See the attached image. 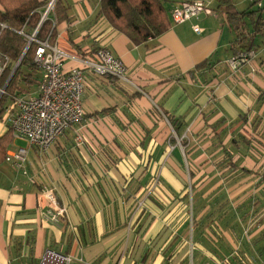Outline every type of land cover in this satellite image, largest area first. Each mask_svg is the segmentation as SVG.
I'll list each match as a JSON object with an SVG mask.
<instances>
[{
	"label": "crops",
	"instance_id": "1",
	"mask_svg": "<svg viewBox=\"0 0 264 264\" xmlns=\"http://www.w3.org/2000/svg\"><path fill=\"white\" fill-rule=\"evenodd\" d=\"M41 1L44 15L51 0ZM58 1L52 42L68 55L64 71L85 72V118L46 150L29 147L26 174L0 164V264H38L49 248L82 264H182L167 256L176 245L177 252L188 248L177 242L180 200L188 187L207 188L215 157H240L233 169L247 174L235 185L237 199L259 190L264 206V39L257 57L235 73L228 65L235 37L225 39L226 28L233 30L215 0L213 14L179 25L170 9L185 0H168L171 28L139 45L101 13V0ZM100 48L125 63L141 90L89 70L83 60L95 61ZM203 61L209 67L197 68ZM2 123L0 136H13L7 153L28 146ZM252 129L263 142L262 160L244 154L237 141L251 138ZM49 190L66 209L58 221L48 215L58 210Z\"/></svg>",
	"mask_w": 264,
	"mask_h": 264
},
{
	"label": "built area",
	"instance_id": "2",
	"mask_svg": "<svg viewBox=\"0 0 264 264\" xmlns=\"http://www.w3.org/2000/svg\"><path fill=\"white\" fill-rule=\"evenodd\" d=\"M54 0L48 4L43 18L54 9ZM261 5V1L259 2ZM201 13L213 14L209 2L205 0L183 1L170 9V15L174 24L179 25L194 18ZM7 25L0 22V31ZM202 29L199 25L194 26L195 32ZM38 28L32 34H24L29 41L38 44L34 60L40 64L42 77L38 84L37 93L29 97L15 96L11 106L6 109V121L14 132L16 139L25 141L28 146H20L8 152L5 161L13 164L26 174L24 169L29 156V147L36 146L41 151L56 143L61 135L74 125L81 123L85 118L83 107V94L87 86L85 72L82 68L63 70V64L68 55L53 44L49 37L44 40L37 38ZM95 61L83 60L88 64L90 71L99 76L113 77L135 88L137 84L128 75L125 63L116 57L109 49L100 48L96 52ZM257 57V51L251 50L228 59V65L232 72H239L242 68ZM9 64V59L0 51V99L6 93V85H1V75ZM47 200L52 206L58 208L56 212L50 210L48 215L54 221L66 211L60 208L57 197L53 190L46 192ZM83 259L71 254L63 253L55 249H47L41 256L38 264H82Z\"/></svg>",
	"mask_w": 264,
	"mask_h": 264
},
{
	"label": "rangeland",
	"instance_id": "3",
	"mask_svg": "<svg viewBox=\"0 0 264 264\" xmlns=\"http://www.w3.org/2000/svg\"><path fill=\"white\" fill-rule=\"evenodd\" d=\"M231 1L238 11H244L249 9L256 0ZM263 6L264 0H261V5L258 3L254 8ZM226 30L225 39L229 41L233 35L235 37V33L234 31L232 33L229 28ZM229 34H232V37ZM34 62L41 68L39 63L35 60ZM40 78L41 75H38L37 79ZM19 86L25 92L18 93V97L29 96L38 88V85L29 87L23 82ZM13 99L14 96L9 97L5 106H11ZM5 115L6 110L0 118L1 125H4L2 122L6 121ZM251 131L253 134H251V138L238 135L237 141L247 147L248 151L244 149V154L249 153L251 157L262 160L263 153L259 146L263 142L255 137L256 130L252 129ZM231 140L232 138L226 139L223 148L225 153L228 150L231 151L234 146ZM227 155L228 157L224 158H214L217 164L214 170L217 171L207 173V188L188 187V195L185 194L184 199L180 200L179 224L181 223V225L177 242L180 241V247L183 243L188 244V248L185 247L182 251L177 252L178 245H176L175 248L173 247L172 253L167 255L168 260H171L173 255H177L175 259L182 258V264H264V206H262L263 202L257 201L261 194L258 195V190L256 194H252L242 202L237 199L238 190L235 189V185L247 173L233 169V166L238 164L240 157H237L236 160L235 156L229 157V152ZM233 159L236 160L235 164L232 162ZM251 176L247 180H253L254 177Z\"/></svg>",
	"mask_w": 264,
	"mask_h": 264
},
{
	"label": "trees",
	"instance_id": "4",
	"mask_svg": "<svg viewBox=\"0 0 264 264\" xmlns=\"http://www.w3.org/2000/svg\"><path fill=\"white\" fill-rule=\"evenodd\" d=\"M168 0H101V13L113 26L125 33L135 44L145 43L149 38H156L171 28V22L165 3ZM225 22L235 33L230 43L232 55L256 50L264 39V6L251 7L238 11L231 0H215ZM58 0L54 4V13L58 17ZM45 1L41 0H0V22L7 25L0 31V51L8 57L9 64L1 75V85L4 86L16 64L24 53L29 39L21 33L32 34L38 28L37 38L44 40L49 37L52 42L55 35V25L50 16L43 18L42 8ZM53 43V42H52ZM38 44L32 42L21 59L13 77L6 85V93L0 99V118L5 110L9 97L25 92L19 85L23 82L32 87L40 83L35 76L41 72L34 62L35 50ZM209 67L208 61H203L197 68ZM178 131V127H175ZM13 140L11 130L0 136V164L4 161L7 148ZM264 183V172L260 175Z\"/></svg>",
	"mask_w": 264,
	"mask_h": 264
},
{
	"label": "water",
	"instance_id": "5",
	"mask_svg": "<svg viewBox=\"0 0 264 264\" xmlns=\"http://www.w3.org/2000/svg\"><path fill=\"white\" fill-rule=\"evenodd\" d=\"M54 1H55V0H54ZM31 44H32V41L30 40V41L28 42V45H27V47H26L24 53L22 54V56H21V58L19 59L18 63H17L16 66L14 67L12 73L10 74L7 83L10 81V79L12 78V76L14 75V73L16 72L18 66L20 65L21 59L23 58V56L25 55L26 51L28 50V48H29V46H30Z\"/></svg>",
	"mask_w": 264,
	"mask_h": 264
}]
</instances>
